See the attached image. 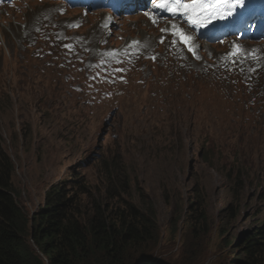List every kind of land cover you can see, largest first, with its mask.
Returning a JSON list of instances; mask_svg holds the SVG:
<instances>
[{
  "label": "rangeland",
  "instance_id": "rangeland-1",
  "mask_svg": "<svg viewBox=\"0 0 264 264\" xmlns=\"http://www.w3.org/2000/svg\"><path fill=\"white\" fill-rule=\"evenodd\" d=\"M98 4L109 6L106 13H112L108 0ZM50 5L31 0L21 8L0 9V135L16 165L21 204L34 213L44 203L47 189L76 170L102 191L103 162L115 157L131 169L153 201L161 229L157 247L137 264H228L229 242L253 228L252 214L264 216V53L254 49L260 44L235 58L214 55L222 64L211 72L212 79L221 72L226 75L216 79L233 78L221 89L217 80L211 89L199 79L216 61L212 54L226 51V44L217 43L198 48L199 59L192 52H170L155 60L141 57L117 69L106 67L104 79L110 74L114 84L122 77L132 81L129 93L115 95L111 83L105 82L100 89L109 100L86 104L77 92L82 78L68 71L64 58L60 61L40 48L47 43L49 28L46 37L36 32L32 46L28 45V33H42L35 29L39 24L56 27L44 20L47 15L58 16L68 29L81 16L79 8ZM101 17H86L79 33L95 31ZM137 19L118 20L116 45L125 36L153 35L151 30L139 29ZM139 24L143 26V21ZM153 63L170 71L178 84L173 86L175 92L151 94L161 84L152 72ZM249 64L259 67L246 76ZM184 65L188 67L181 69ZM86 71L90 72L87 65ZM24 127L28 143L23 142ZM239 170L245 204L238 211V205L230 206L228 175ZM165 188L180 197L187 211L185 221L177 225L172 221L176 206L166 201ZM194 189L203 190L205 196L195 212L188 207L195 199ZM200 211H207L208 224L196 220ZM229 214L232 219L227 220L224 216Z\"/></svg>",
  "mask_w": 264,
  "mask_h": 264
},
{
  "label": "trees",
  "instance_id": "trees-1",
  "mask_svg": "<svg viewBox=\"0 0 264 264\" xmlns=\"http://www.w3.org/2000/svg\"><path fill=\"white\" fill-rule=\"evenodd\" d=\"M201 78L208 79L203 85L211 89H215L212 82L216 80L220 89L230 83L227 78L213 80L212 76L200 75ZM193 79L198 80V76ZM167 86L162 92H175L170 80ZM22 137L24 143L29 142L26 128ZM17 141L18 137L13 144L16 147ZM3 143L0 135V264H137L159 244L161 229L153 201L131 169L121 166L115 157L103 162L102 191H96L76 170L72 177L52 184L42 206L30 214L20 202L16 165ZM228 177L233 197L230 206L233 209L234 204L238 205L239 211L245 204L240 170ZM194 194L188 207L195 212L205 196L201 189H194ZM164 197L176 206L172 221L176 225L185 221L187 211L180 197L167 189ZM231 214L224 217L230 220ZM258 214L251 215L255 222L251 230L229 242L228 264H264V216L257 218ZM196 220L208 224L207 211H200Z\"/></svg>",
  "mask_w": 264,
  "mask_h": 264
},
{
  "label": "bare ground",
  "instance_id": "bare-ground-1",
  "mask_svg": "<svg viewBox=\"0 0 264 264\" xmlns=\"http://www.w3.org/2000/svg\"><path fill=\"white\" fill-rule=\"evenodd\" d=\"M49 12H50V10L46 9V13L49 14ZM50 15L51 14L47 15L49 17L47 19H44L49 24H54L56 27L65 24L62 22L52 23ZM123 17H125V16H123ZM139 18L140 19L136 20V25H137V27H139V29L145 30V27L148 24V18L143 17L141 15ZM130 19H131L130 17H126L125 20H130ZM174 19L179 20L181 27H182L184 32L190 31L192 29L189 26V24L186 22L185 18L182 16H179L178 18H174L173 16H171L169 18H163L162 22L170 25ZM140 20L143 21V26L139 24ZM83 24L86 25L87 22L84 20ZM212 25L213 24H208V28L209 29H215V30L221 29V27H219V24L215 25V27H213ZM118 26H119V24L113 25L111 27V29L108 30L104 26L96 24V25H94V27L96 28L95 31L92 32V29H91L87 33H79L78 36H75L72 33H68L64 37V40H66L68 47L73 48V51H76V49H78V52L83 54V56L85 58H88L91 61H94L95 63L102 64L105 67H112L111 69H117L120 66V64L122 67L125 64L135 62L138 58H141V57H145L146 59L147 58L149 59L152 56H155V58L160 57L164 53L167 54V53L172 52L175 54H181L183 52H190V51H188V48L184 44L181 43L180 38L178 36H174L172 34L169 35L168 41L165 42V45H163V43H160L159 41L161 40V38L159 36L162 33L161 32L162 28L160 27V25H157V26H154L153 30L150 31L151 33H153V35L139 36L140 37V39H139L140 43L139 44L127 43L125 45V48H124L122 54L119 56L115 50V45H114L115 43L113 42L114 35L116 34V32L118 30ZM77 31L79 32V30H77ZM196 33H197V36H196L197 48L205 47V46L212 44L211 41L204 39L200 34H198V32H196ZM108 36H109V38L107 39ZM173 40L176 41L175 44H173ZM179 44H181V46ZM97 45L100 46V50L95 49V47ZM260 47L263 50L264 45H260ZM254 63H255V60H254ZM238 64H240V63L238 62ZM218 65H219L218 61L213 62L211 64V66L209 67L211 69L208 70L203 75L210 76L209 72L212 71L213 69H215L216 67H218ZM258 65L257 64L245 65V69L248 70L246 72V76L248 73L251 72V69L259 67ZM234 66H236V65H234ZM186 67H188V66L184 65L180 68L183 69ZM178 68H179V66H177V70H178ZM238 68L239 67H237V69ZM254 71L259 72L258 69H254ZM242 74H244V72ZM203 80L207 81L208 79L203 78Z\"/></svg>",
  "mask_w": 264,
  "mask_h": 264
},
{
  "label": "snow or ice",
  "instance_id": "snow-or-ice-1",
  "mask_svg": "<svg viewBox=\"0 0 264 264\" xmlns=\"http://www.w3.org/2000/svg\"><path fill=\"white\" fill-rule=\"evenodd\" d=\"M153 5L155 8L166 10L172 16L184 17L192 29H200L213 21L225 20L227 17L232 16L238 8L246 6L245 0H160V2L153 0ZM153 22H156L155 18H153ZM212 26L215 27L214 24ZM171 28L173 30L172 35L178 36L181 43L188 48V51L199 59L192 46L193 38L175 24L171 25ZM164 31V29H161L162 33ZM159 42L164 43V37ZM132 43L139 44L140 42L134 41ZM175 43L176 41L173 40V44ZM242 52L243 50L239 45H233V50L229 55L235 58ZM244 55L249 54L244 53ZM151 58L155 60V56Z\"/></svg>",
  "mask_w": 264,
  "mask_h": 264
}]
</instances>
